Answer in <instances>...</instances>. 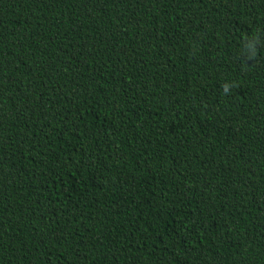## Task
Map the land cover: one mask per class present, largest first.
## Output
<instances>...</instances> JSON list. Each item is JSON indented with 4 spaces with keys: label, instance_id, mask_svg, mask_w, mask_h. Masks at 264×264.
Instances as JSON below:
<instances>
[{
    "label": "trees",
    "instance_id": "trees-1",
    "mask_svg": "<svg viewBox=\"0 0 264 264\" xmlns=\"http://www.w3.org/2000/svg\"><path fill=\"white\" fill-rule=\"evenodd\" d=\"M0 264H264V0H0Z\"/></svg>",
    "mask_w": 264,
    "mask_h": 264
}]
</instances>
